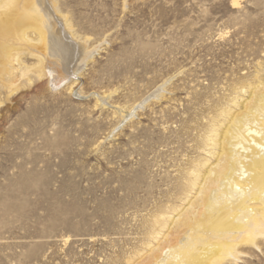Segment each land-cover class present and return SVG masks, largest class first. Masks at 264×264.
Wrapping results in <instances>:
<instances>
[{
    "label": "rangeland",
    "instance_id": "1",
    "mask_svg": "<svg viewBox=\"0 0 264 264\" xmlns=\"http://www.w3.org/2000/svg\"><path fill=\"white\" fill-rule=\"evenodd\" d=\"M27 1L0 0L26 21L0 32V264H154L206 138L264 93V0H45L58 56Z\"/></svg>",
    "mask_w": 264,
    "mask_h": 264
},
{
    "label": "bare ground",
    "instance_id": "2",
    "mask_svg": "<svg viewBox=\"0 0 264 264\" xmlns=\"http://www.w3.org/2000/svg\"><path fill=\"white\" fill-rule=\"evenodd\" d=\"M32 2L27 1V5L34 11L32 22H36L38 41L43 46L48 44L58 56L62 44L58 45V38L54 37L53 24L46 25L50 18L58 24V17L52 14L53 9L51 12L52 7L45 0H34L31 5ZM25 23L11 10L0 15V32L21 29ZM22 38L27 41V36ZM71 46L75 50L67 55L64 51L63 57L70 58V62L77 53L76 46L72 43ZM3 51L0 46V54ZM37 58L41 60L40 55ZM11 64L10 61L8 76L16 69H11ZM69 66H64L65 72L68 77H75L78 69L72 72L76 68ZM257 93L253 105L246 107L245 112H224L225 124L210 130L202 161L194 164L188 173L184 190L187 208L178 211L176 218L157 222L160 230L149 250V259L155 258L154 264H225L238 259L239 249L255 248L258 238L264 239V93Z\"/></svg>",
    "mask_w": 264,
    "mask_h": 264
}]
</instances>
